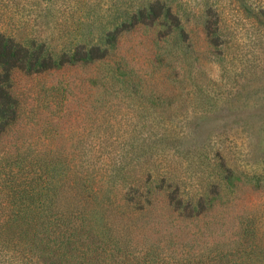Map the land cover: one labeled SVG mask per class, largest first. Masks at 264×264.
Here are the masks:
<instances>
[{
	"label": "rangeland",
	"instance_id": "1",
	"mask_svg": "<svg viewBox=\"0 0 264 264\" xmlns=\"http://www.w3.org/2000/svg\"><path fill=\"white\" fill-rule=\"evenodd\" d=\"M0 33L108 49L14 71L0 135L78 191L99 264H264V0H0Z\"/></svg>",
	"mask_w": 264,
	"mask_h": 264
},
{
	"label": "trees",
	"instance_id": "2",
	"mask_svg": "<svg viewBox=\"0 0 264 264\" xmlns=\"http://www.w3.org/2000/svg\"><path fill=\"white\" fill-rule=\"evenodd\" d=\"M117 32L108 33L105 43H113ZM38 51L41 55L0 33V135L21 104L11 89L14 71L38 75L101 60L108 49L77 46L57 60ZM5 155L0 158V264H99L105 249L95 241L78 191L64 195L51 186L55 167L50 162L38 163L37 171L19 147Z\"/></svg>",
	"mask_w": 264,
	"mask_h": 264
}]
</instances>
